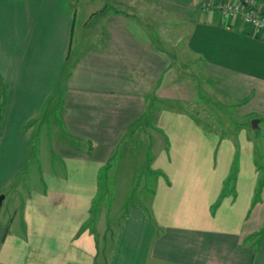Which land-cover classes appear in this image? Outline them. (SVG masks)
I'll return each mask as SVG.
<instances>
[{
    "label": "crops",
    "instance_id": "obj_1",
    "mask_svg": "<svg viewBox=\"0 0 264 264\" xmlns=\"http://www.w3.org/2000/svg\"><path fill=\"white\" fill-rule=\"evenodd\" d=\"M204 1L109 0L76 34L72 0H0V264H264L239 120L264 118V39ZM178 102H228L237 135ZM137 134L156 144L148 204L94 219L101 168Z\"/></svg>",
    "mask_w": 264,
    "mask_h": 264
},
{
    "label": "rangeland",
    "instance_id": "obj_2",
    "mask_svg": "<svg viewBox=\"0 0 264 264\" xmlns=\"http://www.w3.org/2000/svg\"><path fill=\"white\" fill-rule=\"evenodd\" d=\"M109 0H72V2L77 3L78 16L76 20L75 33L77 34L78 30L81 27V19L84 15L89 13L91 10L90 7L93 6L94 9H106V5ZM99 14L104 12L100 11ZM90 14V13H89ZM95 20L89 21V24L84 27L87 29L91 26ZM75 41V40H74ZM76 51L75 47L73 52ZM199 102L197 106L185 105L183 102H178L177 105L179 108L186 109L192 113L199 115V120L206 125L217 127L220 131L229 132L226 136H233L235 130H237V125L233 124V117L230 115L229 106L225 102L223 106H216L213 109V112L209 110V113H213L214 117L216 116L215 111H217V117L219 123L215 122L214 117H209L203 115L201 110V105ZM167 105V103H166ZM56 110V109H55ZM222 114L224 120L221 119ZM256 114L247 115L244 118H239L242 121L241 125L247 127L248 137L254 139L256 146V161L259 169V179H258V191L260 192L264 189V118H257ZM255 119L262 120L261 125L254 128L252 127V121ZM238 119H235L237 121ZM55 120H50V122ZM231 121V122H230ZM38 122V121H36ZM228 122H230L228 124ZM240 125V124H239ZM235 134L234 136H236ZM43 137L38 135L37 141H42ZM46 140V138H44ZM152 135L141 134L136 135L130 141H127L121 144L109 163L101 168L99 172V195L95 201L93 214L94 219L100 214L103 208H106L108 211V218H117L119 215L118 210L119 206L122 203L121 213L126 212L131 205L136 203H142V205H147L149 199L151 198L154 190V176L155 173L152 172L151 161L154 157L155 151L154 147L156 144L152 141ZM128 140V139H127ZM127 189L129 192H127ZM123 190H126L124 197L122 193ZM114 213V216L111 217V214Z\"/></svg>",
    "mask_w": 264,
    "mask_h": 264
},
{
    "label": "built area",
    "instance_id": "obj_3",
    "mask_svg": "<svg viewBox=\"0 0 264 264\" xmlns=\"http://www.w3.org/2000/svg\"><path fill=\"white\" fill-rule=\"evenodd\" d=\"M202 7L229 18H239L264 39V8L253 0H205Z\"/></svg>",
    "mask_w": 264,
    "mask_h": 264
},
{
    "label": "water",
    "instance_id": "obj_4",
    "mask_svg": "<svg viewBox=\"0 0 264 264\" xmlns=\"http://www.w3.org/2000/svg\"><path fill=\"white\" fill-rule=\"evenodd\" d=\"M252 126L254 128H256L258 126V120L257 119H255V120L252 121ZM3 197H4V195H1L0 196V201L3 199Z\"/></svg>",
    "mask_w": 264,
    "mask_h": 264
},
{
    "label": "trees",
    "instance_id": "obj_5",
    "mask_svg": "<svg viewBox=\"0 0 264 264\" xmlns=\"http://www.w3.org/2000/svg\"><path fill=\"white\" fill-rule=\"evenodd\" d=\"M236 172H237V169H236V166H235V169L233 171H231V175L229 177V181H231L232 179L235 178L236 176Z\"/></svg>",
    "mask_w": 264,
    "mask_h": 264
}]
</instances>
